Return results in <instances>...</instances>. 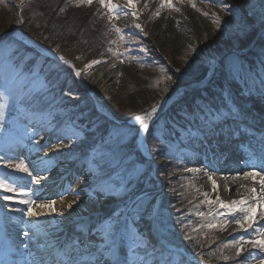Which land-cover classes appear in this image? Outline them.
Instances as JSON below:
<instances>
[{"label": "rangeland", "instance_id": "rangeland-1", "mask_svg": "<svg viewBox=\"0 0 264 264\" xmlns=\"http://www.w3.org/2000/svg\"><path fill=\"white\" fill-rule=\"evenodd\" d=\"M112 2L119 8L110 19L99 0H0V183L16 189L0 188V264H33V230L11 227L33 218L28 209L34 204L58 205L63 194L54 190L49 197L45 190L60 184L78 205L96 208L69 220V228L64 221L40 231L42 240H70L66 264H80L72 249L75 254L93 245L95 264L264 260L252 258L259 248L245 243L237 256L235 246L241 238L255 239L258 231L246 233L264 222L254 213L253 227L240 228L236 220L245 213H222L209 179L210 173H228V156L240 171L264 176L253 144L261 136L264 153V123L252 110L264 108V0H172L173 8L161 7V0H135V9L124 0ZM15 11L24 18L22 29L48 53L10 32ZM73 56L71 64L60 59ZM111 60L117 65L112 83L99 96L93 86ZM92 61L100 63L79 72ZM169 92H177L171 105L147 120L140 141L136 116L150 113ZM180 101L191 106L179 113L191 116L195 109L200 115L198 128L192 119L181 124L172 118ZM176 135L183 141L175 142ZM63 145L60 155L53 153ZM20 162L31 176L16 169ZM55 170L57 179H41ZM150 224L165 244L151 245Z\"/></svg>", "mask_w": 264, "mask_h": 264}, {"label": "bare ground", "instance_id": "bare-ground-1", "mask_svg": "<svg viewBox=\"0 0 264 264\" xmlns=\"http://www.w3.org/2000/svg\"><path fill=\"white\" fill-rule=\"evenodd\" d=\"M124 1L127 4V0H124ZM129 7L131 9H135L136 4H135V7H131V6ZM23 23H24V18L17 11H15L13 16L9 19L10 32L20 36L21 38H24L25 41L30 46L42 52L48 53V51L44 49L39 42L31 38L30 33L28 31L22 29ZM128 24L133 25L134 18L129 19ZM241 56L245 57L246 54H241ZM74 58L75 56L66 57L64 58V61H68V63L71 64V63H74L72 62L74 61ZM116 66H117L116 62L111 60L109 61L107 67L104 69V72L99 74V79L96 82V84L93 86V88H95V91L99 96H102L103 92L110 87L112 83L113 73H114ZM88 68H89L88 66L84 67L80 69L79 72H82V70L85 71ZM176 94L177 92H169V93L164 94L161 98L159 105L156 107V112L153 115H151V117L153 118V116H156L161 112H164L171 105ZM109 105H110L109 101L103 102V107H105L107 110L109 108ZM252 110L257 115L258 119L262 121V123H264V108L255 105L253 106ZM146 123H148V125L150 126L149 124L150 122L146 121ZM146 133L147 131H144L143 129H141L140 136H139L140 141H143ZM254 133H255L254 137H256L257 132H254ZM259 137L261 136H258L257 138H255L256 141H253V144L255 147L257 146L256 148V151L258 154L257 158H259L257 159L258 163L256 165L257 167L261 169L264 167V153H261L260 152L261 148H258ZM63 148H64V145L59 146L53 151V153L60 155ZM226 161L229 162L230 164L228 166H224L225 170L228 168V170L225 171L228 173L226 174L210 173L209 175V177H211V181H210L212 182L211 188L214 194H216L225 204L231 205V207L234 208L235 211L236 209L243 208L245 204L250 203L251 206H254L255 208L254 213L258 217V220H260L261 222H264V219L261 218L262 214H264V200L261 199L262 197H264V185H262L260 182V178L263 175L260 174V176H256L255 178L252 176H247L246 173L258 172V171L256 170L246 171V172L240 171L238 168V165L235 163V160L229 156L226 157ZM166 163L167 162L165 161L160 162V164L163 166H165ZM37 164L39 167H43V164L41 162ZM65 167H67L69 170L70 165H67ZM229 169H233V171ZM65 171H67V169ZM194 171L199 172V174L203 173L202 170L200 169H195ZM58 174H60L58 170H55L53 173H51L50 176L45 175L46 177L43 176L41 177V179H44L46 181L49 179L55 180L59 177ZM84 177L86 180L89 179L88 175H84ZM56 181H59V179ZM213 181L215 182V186L213 185ZM53 186H55L53 189L49 188V189H46L45 191L46 193L49 194V197L56 196L58 195V193L61 192L63 196L57 201V203L59 204L51 205V204H48L47 202L37 204V205L34 204V206L32 207V212L36 214L31 215L33 218L31 219L29 218L25 223H20V222L16 223L15 226L11 227L12 231L10 230L11 232H13L14 228L20 229L23 227L31 228L33 230L32 231L33 233L31 235L32 238H31V247H30V249L33 251V254H34V258L32 261L33 264H48L47 262L50 259H52L51 261L54 262L53 264H59V263L66 264L63 258L65 257L68 249L70 248V240L65 238L64 235L62 236V240L59 241L58 243L53 242L54 240L52 238L42 240L40 231L44 228V225H48V224L50 225L52 223L54 224V223H61L64 221H68L66 224H67V227L69 228V225H68L69 220L71 221L73 218H76V217L79 218V216L85 215V211H87V209L88 211H90V208L96 209L94 208L93 203H90V204L86 203L83 206L78 205V203L74 200V198L70 196V193H69L70 191H66L65 187L61 186V184L52 185L51 187ZM54 190H56L55 191L56 195L55 193H53ZM241 200L245 201L246 203L244 205H240V204L232 205L231 204L232 201H241ZM41 205H51L52 207L42 208ZM69 205H71V207H69ZM221 211L224 214H231L235 212V211H229V208H225L222 206H221ZM262 229H264V224L262 228L255 227L251 229L250 232L246 233V236L250 235L249 233L261 231ZM84 231H86V229ZM147 231H148V237L150 239L151 245L155 246V244L156 245L165 244L163 239L156 233L154 226L152 224L148 225ZM94 242H96V239H94ZM96 246L97 245H93L92 247L89 248V250H80V251L78 250L77 252H75V254L72 253L73 250L75 249H72V251L69 253L72 256L76 255V259L77 261L79 260L80 264H95L93 261L94 256H92L93 254L92 251H94L97 248ZM252 258L253 259H263L264 251H261L260 249H256L255 252L252 254ZM202 263H205V262H202ZM255 264H260V262H257Z\"/></svg>", "mask_w": 264, "mask_h": 264}, {"label": "snow or ice", "instance_id": "snow-or-ice-1", "mask_svg": "<svg viewBox=\"0 0 264 264\" xmlns=\"http://www.w3.org/2000/svg\"><path fill=\"white\" fill-rule=\"evenodd\" d=\"M80 3H85L88 5H91L93 3V0H80ZM99 3L105 7L108 10L109 13V18H112V15L116 12V10L119 8L118 5L114 4L112 2V0H99ZM127 4L131 7H135V0H127ZM161 7H168V8H173V4H172V0H161ZM193 7H195V5L193 4ZM174 10L179 11L178 8H175ZM61 11H63V9H61ZM205 15H207V13H204ZM132 15H136L135 12L132 13ZM156 15H159V12L156 13ZM22 22V21H21ZM216 23H219V19L217 18ZM114 27V30L117 33H120V29L118 27ZM137 28L140 27L139 24L136 25ZM121 39H123V37H121ZM109 51L111 52L112 49H109ZM115 54V53H114ZM61 60H64L63 57H60ZM65 63H68V61H65ZM96 63H100V61H92L91 64L88 65V67H91L92 64H96ZM77 76L80 75L79 72L76 73ZM0 95H2V93H0ZM3 107H7V103H5L3 105ZM156 112V108L153 107L150 113H146L145 115H138L136 116V120L140 122V124L142 125V129L144 131H148L149 129V125L148 123H146V121L151 117V115H153ZM0 119H2V113H0ZM16 169L21 171V172H25L28 173V175L31 176V173L28 171L27 166H25L23 164V162H20L18 164L15 165ZM247 176H252V177H256V176H260V173L258 172H249L246 173ZM209 179H211V177H209ZM260 182L262 185H264V176H261L260 178ZM33 183H39V180L36 178H33ZM213 185L215 186V182L213 181ZM0 188L4 189L5 191L8 192H13L16 191L15 188H13L12 186H10L7 183H0ZM255 191V190H253ZM21 194H26V193H21ZM207 195V194H205ZM4 199L8 200V199H12V197L10 196H5ZM262 200H264V197L261 198ZM218 202L221 204L222 207L225 208H229V211H235L234 208L231 207V205L225 204L223 201H219V198H217ZM22 203H26V204H33L34 201L31 200H25V201H21ZM209 203H212V201H209ZM246 202L241 200V201H232L231 204L232 205H236V204H240V205H244ZM41 207H48L51 208V205H41ZM69 207H71V205H69ZM240 211L244 212L245 215L243 216L242 219H238L236 220V223L240 226V228L244 229L245 231L247 230V228H251L253 227V214L255 212V208L254 206H248V207H243L240 209ZM36 213L32 212L31 207H29L28 209V215H35ZM262 219H264V214H262ZM208 227H214V225L209 224ZM223 227V226H221ZM112 225L108 226L109 229V235L113 234L112 233ZM25 235L27 236L28 234L25 233ZM250 244L251 247L253 248H259L261 251H264V231H258L257 232V237L255 239L249 240V241H244L243 238H241V241L236 242L235 246H236V255L239 256L241 250H243L244 244ZM225 259H227V257H224ZM260 264H264V260L260 261Z\"/></svg>", "mask_w": 264, "mask_h": 264}, {"label": "trees", "instance_id": "trees-1", "mask_svg": "<svg viewBox=\"0 0 264 264\" xmlns=\"http://www.w3.org/2000/svg\"><path fill=\"white\" fill-rule=\"evenodd\" d=\"M241 46V45H240ZM251 50H249L248 51V53L250 52ZM250 54V53H249ZM193 74H196V73H193ZM196 79H198V77H196ZM183 83H185V82H188V80H184V81H182ZM209 89L210 88H206V89H203V91H201V90H198L197 92H199L200 93V91H201V93L203 92V93H205V94H207L208 92H209ZM247 91H248V89H246ZM189 95H191V94H186V96L185 97H188ZM216 96L217 95H215V96H213V97H211V98H216ZM197 101H199V100H197ZM197 101H193V103H195L194 104V106H197L198 104H199V102H197ZM202 101H203V99H202ZM179 104L181 105V106H179ZM200 105H201V103H200ZM177 106V107H176ZM176 106H174L173 108H172V111H171V114L170 115H172V118H174L173 116L174 115H176L175 117L176 118H180L179 120L177 119L176 121H178L179 123H187L188 121H190V119H192V121H194V125H196V128H198L197 126H199V122H197V119H200L199 117H200V115L199 116H197V114H196V112H195V109H193V111H192V114H191V116H189V115H184L185 113H179V111H182V108L183 107H185V109H188V107L189 106H191V103L189 102V103H187V104H183L181 101L178 103V105H176ZM225 106V105H224ZM197 108H199V107H197ZM221 108V106H218L217 108H216V110L218 109H220ZM227 108V107H226ZM199 110V109H198ZM215 110V111H216ZM174 112V113H173ZM183 112H186V111H183ZM180 116V117H179ZM202 119V118H201ZM166 133V132H165ZM160 134H164V133H160ZM177 135H178V133H177ZM176 135V136H177ZM175 136V137H176ZM162 138H165L164 137V135L162 136ZM174 138V137H173ZM179 140H181V139H178V136H177V138H174V141L176 142H178ZM173 141V142H174ZM183 140H181L180 142H182ZM173 142L171 143V146H172V144H173ZM184 143V142H183ZM183 146H184V144H183ZM186 146V145H185ZM184 146V147H185ZM167 151V150H166ZM161 154H165V153H161ZM172 153H170V158L172 157ZM163 157H169L168 156V154H166V155H162Z\"/></svg>", "mask_w": 264, "mask_h": 264}]
</instances>
